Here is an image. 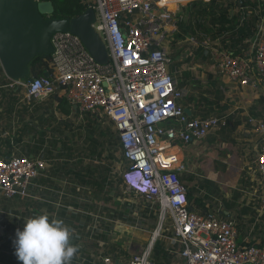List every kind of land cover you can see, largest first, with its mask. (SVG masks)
<instances>
[{
    "label": "built area",
    "instance_id": "obj_1",
    "mask_svg": "<svg viewBox=\"0 0 264 264\" xmlns=\"http://www.w3.org/2000/svg\"><path fill=\"white\" fill-rule=\"evenodd\" d=\"M95 12L94 30L104 42L109 62H96L81 40L69 32L51 36V74L8 81L23 89L24 99L51 96L59 88L79 114L107 117L116 133L125 165L120 172L127 192L139 196L155 216L150 240L124 264H155V242L167 234L177 244L171 250L180 264H264V244L238 240L237 222L217 212L190 210L189 186L181 178L185 168L176 144L188 145L220 130L217 116H189L181 105L183 92L171 69L168 52L182 8L200 0H83ZM175 8H169V2ZM209 1V0H202ZM188 48L211 49L196 35L183 39ZM216 73L240 87L264 85V27L255 33L248 53L212 51ZM253 141L249 185L241 187L264 209V116H248ZM46 168L42 158L9 154L0 158L1 199L24 198L29 186ZM102 264H117L110 257Z\"/></svg>",
    "mask_w": 264,
    "mask_h": 264
},
{
    "label": "crops",
    "instance_id": "obj_2",
    "mask_svg": "<svg viewBox=\"0 0 264 264\" xmlns=\"http://www.w3.org/2000/svg\"><path fill=\"white\" fill-rule=\"evenodd\" d=\"M223 8H226L227 18L236 16V26L232 29L237 30V26L244 22L248 27L243 29L241 34L218 33V24L213 25L208 15L202 21L204 27L211 29L206 32L199 29V22H193L195 32L187 36L196 35L199 40H208L211 49L201 46L189 49L186 46L180 53V62L172 60L171 69H178L175 77L183 92L180 103L184 109L189 110V115H207L204 118L217 116L225 120V126L220 130L211 131L200 141L188 145L176 144L170 148V152L178 155L179 162L185 168L180 174L189 186L190 205L201 196L200 192L210 194L212 200H204L209 210L227 219H234L237 213L234 220H237L240 243L263 245L264 224H261V219L264 218V209H260L251 195L241 187L251 183L249 166L254 157V136L246 119L248 116H264V85L260 84L259 88L254 90L250 87H240L221 77L214 68L212 51L248 53L255 33L261 25L264 27V0H225ZM176 32L172 44H179L187 37L177 39ZM185 59L190 60V66L184 65ZM194 66L208 69L205 79L204 72L200 76L204 87L202 90H205L203 97L200 94L196 96L190 88H187L189 97L184 96L182 87L186 83L189 87L198 84L188 82L193 80L188 72L194 70ZM178 75L183 76V79L178 80ZM3 81L0 74V158L12 153L39 157L45 161L46 168L29 186L27 197L1 199L0 264H20L12 243L15 231L22 228L27 218L38 214H47L50 218L63 220L74 233L71 242L77 246L78 251L71 264H102L104 257H110L117 264L127 263L131 255L141 251L151 236L148 237L149 240H141L142 238L129 236L130 232H120L118 237L124 240L112 242L108 252L97 249L98 245L103 244L99 242L100 239L107 240L102 238L106 229L116 230L119 227L127 231L128 228H133L132 223L136 218L133 216L136 213L134 209H138L134 208L131 193L125 190L120 176L125 161L121 149L117 147L120 150L118 151L115 147L117 138L113 123L107 118L109 123L111 122L109 126L104 119L106 117H98L95 114H79L67 102L59 88L51 96L33 98L26 102L21 88H12L8 86V82L4 84ZM96 129L103 137L101 141L95 138ZM77 136H80V141L74 143L73 139ZM81 149L90 151L85 156ZM220 166L228 177H219L216 167ZM230 175L234 177L233 184L228 183ZM197 180L202 185H195L198 190L193 191L192 185ZM233 190L240 193L235 205H231L234 201L231 193ZM220 196L228 202L227 207L219 199ZM194 210L201 212L196 208ZM142 211L139 210L140 226L148 223L150 218L148 211L147 215H142ZM122 213L123 218L118 216ZM139 223L136 222V226ZM86 229L101 231L99 240L92 243L85 231L78 233ZM157 241L170 256L168 264H180L181 260L171 251L178 246L168 238V234ZM155 257L153 251L156 264ZM161 257L158 260L161 261ZM162 263L167 264L165 258Z\"/></svg>",
    "mask_w": 264,
    "mask_h": 264
},
{
    "label": "water",
    "instance_id": "obj_3",
    "mask_svg": "<svg viewBox=\"0 0 264 264\" xmlns=\"http://www.w3.org/2000/svg\"><path fill=\"white\" fill-rule=\"evenodd\" d=\"M53 12L51 1L0 0V67L9 80H30L29 63L37 56H50L51 36L57 32L77 36L96 62H109L106 46L92 27L93 8L73 17L54 18Z\"/></svg>",
    "mask_w": 264,
    "mask_h": 264
},
{
    "label": "trees",
    "instance_id": "obj_4",
    "mask_svg": "<svg viewBox=\"0 0 264 264\" xmlns=\"http://www.w3.org/2000/svg\"><path fill=\"white\" fill-rule=\"evenodd\" d=\"M40 1L52 2L54 6V12L51 17L54 18L73 17L81 14L86 9V3L83 0H40ZM224 1L225 0H209L205 2L200 0V1H194L188 3L186 6H184L182 10L187 15V19L185 18L184 21L179 23L178 32L175 33V38L182 39L189 34H193L195 32L192 24L193 22H199L198 25L201 26L199 29H202L203 31L206 32H210L211 29L204 27L202 23V21L205 19L204 17L208 15L210 16V22L213 25L218 24L217 26L218 33L240 32L239 34H241L243 32V29L248 27L247 23L246 22H244L243 24L240 23L237 26V30L232 29L234 26H236L235 23L236 16L227 18L226 8H223ZM244 4L245 2L242 3V5ZM226 24L228 25L226 26ZM203 58H205V56H203ZM49 59L50 56H48L47 58H43L42 56H37L33 60H31L28 67L31 70L32 76L34 77L42 76L44 75L45 72L51 74V68L49 67ZM0 74L3 76L4 84L7 83L9 80L3 75V71L1 67H0ZM205 116L207 115H204V117ZM200 185H202V183ZM239 194L240 193H238L237 191H234L232 195V200L234 201L238 200ZM222 203H224V205L227 207L228 205L227 201L222 200ZM232 204L233 202H231V205ZM189 208L190 210H194V208H196L197 210H200L202 212H208L209 210V207H206L203 201L198 200L197 198L194 200V204H191ZM147 211H148V205L141 212V214L145 215ZM118 216L123 218L124 214L123 213L118 214ZM149 217L155 220V216H153L151 213ZM104 235L105 234L102 233L103 239L105 238ZM153 251H154V255L156 256L155 257L156 264H163L162 259L164 258L166 260V263L168 264V258L170 256H168V253L166 252V250H164L163 246L159 243V241L155 242ZM165 255H167V257ZM160 256H162L161 261L158 260Z\"/></svg>",
    "mask_w": 264,
    "mask_h": 264
},
{
    "label": "clouds",
    "instance_id": "obj_5",
    "mask_svg": "<svg viewBox=\"0 0 264 264\" xmlns=\"http://www.w3.org/2000/svg\"><path fill=\"white\" fill-rule=\"evenodd\" d=\"M71 241L72 230L63 220L38 214L16 229L12 243L20 264H71L78 251Z\"/></svg>",
    "mask_w": 264,
    "mask_h": 264
},
{
    "label": "rangeland",
    "instance_id": "obj_6",
    "mask_svg": "<svg viewBox=\"0 0 264 264\" xmlns=\"http://www.w3.org/2000/svg\"><path fill=\"white\" fill-rule=\"evenodd\" d=\"M184 13V17L187 19V15L185 14V12H183ZM186 44L184 43V42H181V43H179V44H172V43H170L169 44V48H168V52L170 53V57H171V59L172 60H174V61H177V62H180V53H182L183 51H184V49H186ZM188 47V46H187ZM189 49H191V48H189ZM185 66H190L191 64H190V60H186L185 59V64H184ZM195 67V66H194ZM204 67H206V65L204 66ZM204 72V74H203V78L205 79L206 78V76H207V74H208V69L207 68H203L202 66H200V67H195V69L194 70H192L191 72H188L189 74L188 75H190L191 74V77L193 78V80H188V82L190 83V82H192V83H194V84H197L196 86H188V83H186L185 84V86H183L182 88L184 89V96L185 97H189V91H188V89L187 88H190V89H192L193 91H194V94H196V96H198L199 94L200 95H202V97L203 96H205V95H203L204 94V92H205V90H202V89H204V87H203V83H201V81H202V79H201V75H202V73ZM181 75V74H180ZM180 75H178L177 77H178V80L179 79H183V76L182 77H180ZM197 76L199 77L198 79H197ZM180 77V78H179ZM177 79V78H176ZM190 79V78H189ZM201 80V81H200ZM21 91L23 92V89H21ZM202 104V106H203V102L201 103ZM104 119H106L107 120V117L106 118H104ZM107 122H108V125L110 126V123H109V120H107ZM103 128V127H102ZM105 130V129H104ZM86 137H87V135H86ZM95 138H96V140H100L101 141V139L103 138L102 136H101V134L98 132V130L96 129L95 130ZM74 140V143H77L78 141H80V136H77L76 138H74L73 139ZM116 142H117V139H116ZM116 142H115V147H116V149L118 150V151H120L119 149H120V147H119V145H118V143H117V146H116ZM119 149H118V148ZM248 150H249V147H248ZM81 151L83 152V154L85 155V156H87L86 155V153H88L90 150H84V149H81ZM76 153H79V155H81L80 154V152H76ZM90 155H91V153H90ZM123 160V159H122ZM217 169H218V173H219V177L221 178V177H224V176H226V177H228V174L227 173H223V171L221 170V168H222V166H220V168H218V167H216ZM223 173V174H222ZM228 181V180H227ZM234 181V177H233V175H230L229 176V181H228V183H234L233 182ZM200 181L199 180H197L196 181V183L195 184H193L192 185V188H191V190H193V191H196V190H198L197 188H195L194 186L195 185H197V186H201L200 185ZM204 187V186H203ZM205 187H208V189H210V187L209 186H206L205 185ZM243 187H245V186H242V188ZM200 190V189H199ZM234 191H237V190H233L231 193L233 194V192ZM205 192H206V190H205ZM238 192V191H237ZM198 193V192H197ZM200 195L201 196H199L197 199L198 200H201V201H203V203H204V200H212V196L210 195V194H203V192H200ZM221 198H219L221 201L223 200L224 201V199L225 198H223V196H220ZM130 198H131V200H132V203H133V206H134V208H138V209H134V211L136 212V213H134L133 214V216H135L134 218H135V221L132 223L133 224V228H128L127 229V231L125 230H121L119 227H117L116 228V230L114 229V228H111V229H109V230H107L106 229V234H105V238L104 239H107V240H105V241H103V240H101L100 239V241L99 242H103V244L101 245V246H99L98 245V250L100 249V251L103 249V250H106L107 252H108V250L110 249V246L112 245L111 243L112 242H115L116 240H118V239H120V240H124V239H122V238H119L118 237V234H121L120 232H123V233H126V234H128L129 232V236H132L133 238H142L141 240H144L145 238H147L148 239V237H150L151 236V234H152V232H153V230H154V227H155V220H153L152 218H148V223H143L141 226H140V223H139V221H140V215H139V210H144L145 209V207L147 206V204H146V202L142 199V198H140L139 196H135L134 194H131V196H130ZM219 201V200H218ZM233 205H235L236 204V201H233ZM264 215V214H263ZM235 217H237V213H235V215H234V219H236ZM237 221V220H236ZM136 222L137 223H139V224H137V226H136ZM259 223V222H258ZM261 224L263 225L264 224V218H262L261 219ZM139 225V226H138ZM81 231H85V235L88 237V240L89 241H91L92 243H95V242H97V240H99L98 239V237H99V235H101V231H99V230H97V229H86V230H80V231H78V233L80 234V233H82ZM75 232H77V231H75ZM84 233V232H83ZM72 234H74L73 232H72ZM128 236V235H127ZM169 236V235H168ZM126 239V238H125ZM149 240V239H148ZM145 242V241H144ZM99 244V243H98ZM96 245V246H95ZM94 246H95V248L97 247V244H95ZM92 247V246H91ZM98 250H96L97 252H98Z\"/></svg>",
    "mask_w": 264,
    "mask_h": 264
},
{
    "label": "bare ground",
    "instance_id": "obj_7",
    "mask_svg": "<svg viewBox=\"0 0 264 264\" xmlns=\"http://www.w3.org/2000/svg\"><path fill=\"white\" fill-rule=\"evenodd\" d=\"M169 8L174 9L175 3L173 1L169 2Z\"/></svg>",
    "mask_w": 264,
    "mask_h": 264
}]
</instances>
